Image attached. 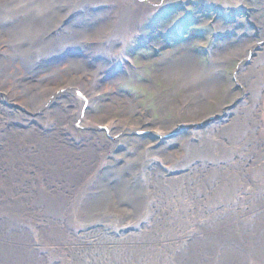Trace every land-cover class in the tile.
<instances>
[{
	"label": "bare ground",
	"instance_id": "6f19581e",
	"mask_svg": "<svg viewBox=\"0 0 264 264\" xmlns=\"http://www.w3.org/2000/svg\"><path fill=\"white\" fill-rule=\"evenodd\" d=\"M64 2L58 11L62 0H0V88L48 96L33 76L66 59L75 74L62 90L83 106L127 64L123 49L150 13L147 5ZM191 58L169 54L160 63L184 83L178 115L195 119L201 104L189 96L202 99L210 75L192 68ZM15 66L21 75L10 72ZM252 108L238 132L234 112L206 118L182 124L157 152L123 146L122 137L120 156L109 148L78 156L64 147L78 144V126L62 127L59 119L0 150V264H264V129ZM124 123L106 129L112 136Z\"/></svg>",
	"mask_w": 264,
	"mask_h": 264
},
{
	"label": "rangeland",
	"instance_id": "374dc122",
	"mask_svg": "<svg viewBox=\"0 0 264 264\" xmlns=\"http://www.w3.org/2000/svg\"><path fill=\"white\" fill-rule=\"evenodd\" d=\"M138 1L147 5L150 13L138 30L129 33L133 36L123 49L127 64L120 66L116 77L104 79L100 90L88 96L87 104L78 105L74 95L62 90L68 77L75 74L66 59L56 65L50 62L47 70L33 76L36 85L46 84L48 96L30 99L12 93V85L0 88L1 151L30 140L55 119L62 127L78 126V144L64 145L74 148L78 156L99 148L115 149L120 156L124 138L123 146L141 143L144 149L157 152L176 140L182 124L199 125L206 118L224 120L233 112L241 118L238 132L244 129V115L253 106L259 109L264 129V0ZM55 6L60 11L64 0ZM218 21L238 31L220 28ZM188 52L192 53V68L211 76L202 99H197L198 94L189 96V103L201 104L195 119L178 115L184 83L171 72L166 75L160 63L169 54L170 60L187 58ZM10 72L22 74L16 66ZM113 120L125 123L111 136L106 127ZM243 151H250L246 144Z\"/></svg>",
	"mask_w": 264,
	"mask_h": 264
}]
</instances>
